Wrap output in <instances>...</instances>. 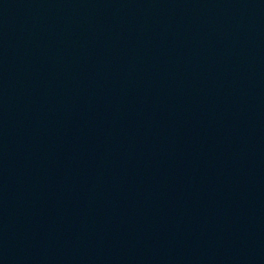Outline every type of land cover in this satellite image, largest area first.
<instances>
[{
    "label": "water",
    "instance_id": "water-1",
    "mask_svg": "<svg viewBox=\"0 0 264 264\" xmlns=\"http://www.w3.org/2000/svg\"><path fill=\"white\" fill-rule=\"evenodd\" d=\"M0 264H264V0H0Z\"/></svg>",
    "mask_w": 264,
    "mask_h": 264
}]
</instances>
